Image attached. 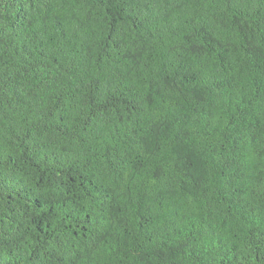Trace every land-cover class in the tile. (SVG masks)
I'll list each match as a JSON object with an SVG mask.
<instances>
[{
  "label": "trees",
  "instance_id": "1",
  "mask_svg": "<svg viewBox=\"0 0 264 264\" xmlns=\"http://www.w3.org/2000/svg\"><path fill=\"white\" fill-rule=\"evenodd\" d=\"M0 264H264V0H0Z\"/></svg>",
  "mask_w": 264,
  "mask_h": 264
},
{
  "label": "snow or ice",
  "instance_id": "2",
  "mask_svg": "<svg viewBox=\"0 0 264 264\" xmlns=\"http://www.w3.org/2000/svg\"><path fill=\"white\" fill-rule=\"evenodd\" d=\"M157 255L161 256L162 258L166 257L167 253H164L162 250L157 253Z\"/></svg>",
  "mask_w": 264,
  "mask_h": 264
}]
</instances>
